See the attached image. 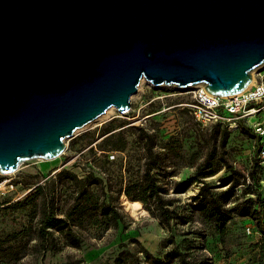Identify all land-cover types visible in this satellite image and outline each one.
Wrapping results in <instances>:
<instances>
[{"label": "water", "instance_id": "1", "mask_svg": "<svg viewBox=\"0 0 264 264\" xmlns=\"http://www.w3.org/2000/svg\"><path fill=\"white\" fill-rule=\"evenodd\" d=\"M264 66V0H0V173L54 159L142 79L229 97Z\"/></svg>", "mask_w": 264, "mask_h": 264}, {"label": "rangeland", "instance_id": "2", "mask_svg": "<svg viewBox=\"0 0 264 264\" xmlns=\"http://www.w3.org/2000/svg\"><path fill=\"white\" fill-rule=\"evenodd\" d=\"M190 95L184 88L155 86L142 79L136 95L131 97L129 112L121 114L115 109L78 129L66 139L64 153L54 159H30L15 172L0 173V236L20 231L28 224L29 208L17 207V204L42 183L50 171L67 168L83 174L88 149L84 146L92 138L85 135L95 131L94 143L101 141L104 137L101 127L112 121L109 129H122L127 139L124 152L109 154L114 166L122 168L114 171L119 174V180L123 178L126 182L143 177L139 167L144 162L141 156L144 149L138 137V127H151L157 136L156 150L162 151V159L154 172L167 184L164 195L173 200L172 207H175L177 216L182 215L183 218L176 216L172 226L165 227L140 201L141 209L145 211L139 210L134 215L126 209V202L132 200L123 195L122 206L131 219L126 229H110L101 236L98 231H90L81 249L64 247L58 253L48 254L44 260L39 259L37 264H117L116 259L124 249L134 252L143 247L158 255L162 252L161 242L169 237H174L175 244L183 250H189L199 259L206 257L211 264H259V245L264 234L252 216L253 209L259 205L264 211V163L258 159V138L242 130L227 131L213 125H199L180 105L190 101ZM260 119L264 120V111L250 117L249 121L254 123ZM162 141H170L168 149L161 147L165 146ZM101 160L105 162L106 159L102 157ZM164 165H168V171L161 169ZM192 179L198 181L185 192L175 191V183ZM204 185L206 207L202 202L200 206L197 204ZM211 199H216L223 210L231 212L223 238L209 218V210L213 206ZM242 211L249 214L242 215ZM184 219L186 222L182 223ZM134 238L139 240V244ZM26 261L27 264H36L32 257Z\"/></svg>", "mask_w": 264, "mask_h": 264}, {"label": "trees", "instance_id": "3", "mask_svg": "<svg viewBox=\"0 0 264 264\" xmlns=\"http://www.w3.org/2000/svg\"><path fill=\"white\" fill-rule=\"evenodd\" d=\"M184 109L190 114L186 107ZM190 116L194 120L191 114ZM112 125L113 122L110 121L101 127L100 132L104 137L97 143H94L93 139L95 131L85 135L92 138L84 146L88 149L83 174L67 168L56 171V168L44 176V181L17 204V207L29 208V222L20 231L4 233L0 236V264H27L28 257H32L37 264L39 259L44 260L48 254L58 253L64 247L81 249L90 231H98L101 233L98 235L101 236L110 229H126L131 219L123 209L121 201L123 195L132 201L142 202L145 209L158 217L165 227L172 226L177 211L172 207L173 200L164 195L167 193V184L163 183L154 172L156 165L162 159L160 157L162 151L156 150L158 147L156 134L149 126L138 127L140 130L138 137L144 149L141 152L144 162L139 167L143 177L125 182L123 178L119 180V174L114 173L115 170L119 171L122 168L119 165L114 166L115 162L109 160V154L124 152L127 148V139L122 129L119 131H114L116 128L109 129ZM213 126L229 131L220 124ZM239 130L258 138L253 129L244 123L240 125ZM169 143L170 141H166L162 143L165 146L161 147L168 149ZM102 157L106 159L105 162H102ZM131 167L130 164L128 169L130 170ZM161 169L169 170L168 165H164ZM213 174L215 173L212 172ZM195 181L198 180L179 181L175 183V191L185 192ZM205 186L200 191L201 197L197 199L198 206L201 202L204 207L207 205ZM210 202L213 206L209 210V218L214 221L216 231L223 238L226 224L231 219V212L223 210L216 199H211ZM241 214L249 213L242 211ZM252 216L264 234V211L260 205L253 209ZM185 222L186 219L182 223ZM134 241L139 244L138 239L134 238ZM259 247L261 249L259 264H264V239ZM161 249L162 252L160 251L158 255L152 254L143 247L142 250L134 252L124 249L116 262L117 264H211L206 257L199 259L189 250L180 248L175 244L174 237L164 239L161 242ZM140 260L143 262L138 263Z\"/></svg>", "mask_w": 264, "mask_h": 264}, {"label": "built area", "instance_id": "4", "mask_svg": "<svg viewBox=\"0 0 264 264\" xmlns=\"http://www.w3.org/2000/svg\"><path fill=\"white\" fill-rule=\"evenodd\" d=\"M264 66L253 71V83L242 92L224 97L209 93L204 83L187 90L190 101L181 103L194 120L203 126L220 124L229 131H238L242 123L258 135V159L264 163V120L254 123L249 118L264 111Z\"/></svg>", "mask_w": 264, "mask_h": 264}, {"label": "bare ground", "instance_id": "5", "mask_svg": "<svg viewBox=\"0 0 264 264\" xmlns=\"http://www.w3.org/2000/svg\"><path fill=\"white\" fill-rule=\"evenodd\" d=\"M253 81L254 80L252 79L251 83L247 86V88L253 83ZM115 109V107H111L107 110V112L109 113L111 111H114ZM141 205L142 204L139 201H127L125 207L134 215H136L139 210H141V212L145 211L144 209H141Z\"/></svg>", "mask_w": 264, "mask_h": 264}]
</instances>
